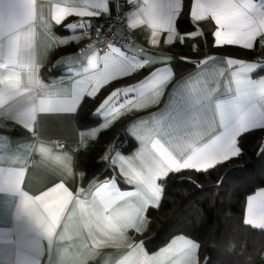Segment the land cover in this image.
<instances>
[{"label":"snow or ice","instance_id":"6c2138e0","mask_svg":"<svg viewBox=\"0 0 264 264\" xmlns=\"http://www.w3.org/2000/svg\"><path fill=\"white\" fill-rule=\"evenodd\" d=\"M111 3L112 0H58L51 5L50 19L42 20L41 27L51 39L58 40L60 46L79 43L80 34L90 35L92 29L91 20L83 18L110 15ZM126 3L132 6L123 16L127 27L131 31L146 27L150 30L149 43L154 46L159 43L161 33H167L165 44L168 45L186 37L195 40L204 35L197 26L198 22L210 19L215 24L212 32L214 47L264 48V0H191L189 17L195 31L184 34L179 33L176 27L183 13V0H126ZM69 17L81 19L65 23ZM36 20L35 0H0V109L7 105L10 118L30 131L37 113L75 114L85 97L95 98L110 83L127 78L160 59H170L144 53L143 49L133 50L130 44L117 45L114 42H109L107 50L101 54L94 44H89L80 50L86 65L75 75L81 78L74 80L68 88L41 91L42 98L37 103L35 89L44 90L46 85L39 77L34 55ZM51 22L62 26L69 35L59 37L53 34ZM99 32L98 28V37ZM213 59L206 57L197 65H205ZM225 63L229 76L225 92L221 93L223 98L216 95L217 89L209 86L213 82L203 78L202 74H196L200 81L198 88L191 86L193 77L186 78L172 89L165 109L152 118L153 127L145 130L147 135L133 131L141 148L132 156L116 153L112 157L113 165L119 167L125 182L136 185L135 191H122L116 178L112 177L89 185L90 189L94 188L91 201L81 198L83 188L73 193L63 182L33 196L23 190V167H0V194L11 198L15 221L13 227L0 228V245H16L19 249L22 226L37 237L34 258L28 259L18 252L14 264H41L43 249L39 240L47 239L50 252L52 238L73 204L68 219L71 220L78 212L88 229L91 248H121L126 245L130 249L117 264H165L170 259L172 264H199L201 245L198 241L180 235L149 256L143 241L128 243L131 239L128 230L137 234L146 230L149 223L146 212L149 207H159L163 183L169 174L184 170L207 172L223 162L239 158L243 155L240 138L250 131L264 130V77L254 78L256 72L264 70V62L227 58ZM23 69L27 70L31 87L22 90L19 70ZM68 72L71 75L74 70L69 68ZM218 75L223 76V72ZM173 76L170 67L156 68L135 84L113 89L93 114V118H103V123L87 133H80L81 138H97L120 118L125 108L134 107L139 111L158 103ZM22 91L28 95L23 97L26 106L21 109L18 104ZM147 123V120L137 121L129 126V130ZM149 139L151 151L145 160V143ZM177 143L184 145L179 156L170 147ZM29 148V159L33 154L39 155L42 162L54 161L68 175L72 174L70 154L54 153L44 142L39 146L29 145ZM259 154L264 155V145L260 146ZM136 160L142 167L136 166ZM134 197H140V203H133ZM244 223L264 230V189L247 197ZM67 228L65 224V230ZM74 264H87V261L80 260Z\"/></svg>","mask_w":264,"mask_h":264},{"label":"crops","instance_id":"0c3cea01","mask_svg":"<svg viewBox=\"0 0 264 264\" xmlns=\"http://www.w3.org/2000/svg\"><path fill=\"white\" fill-rule=\"evenodd\" d=\"M56 2H58V0H35L37 20L35 24L36 37L34 55L36 63L39 66V77L46 85L44 90L35 89L37 103L38 100L42 98L40 95L41 91L50 92L60 88L70 87L74 80L81 78L76 76L75 72L81 71L83 66L86 65V59L78 48L88 38V35L80 34L82 38L79 43H69L66 46H60L58 40L51 39L44 33V30L41 27L42 20L50 19L51 5ZM131 7L132 6L126 3V0H123V3H120L119 0H112V3L110 4V15L114 16L122 14V16H124V13L128 12ZM88 18L90 17H85L83 19L87 20ZM78 19L81 18L69 17L65 23H70ZM197 26L202 29L203 33H205L208 27L212 28L211 33L215 30V24L210 19L198 22ZM51 30L53 34L59 37L69 35L62 26H56L54 22H51ZM193 31H195V29ZM117 32L122 33V29H118ZM132 33L137 37L136 43L132 46L133 50L143 49L144 53L166 56L170 59H160L156 63L149 64L145 69L137 71L135 74L130 75L127 78L112 82L114 83L113 87L101 98L96 105L95 110L98 108L100 102L106 98L113 89L123 85L135 84L156 68L170 67L174 73L172 61L175 58L193 61L194 67L179 77H175L174 75L171 81L167 84L164 90V95L159 98L158 103H153L149 107L143 108L139 111L134 107L122 110L121 116H133L125 126V133L134 140L135 145L131 150L126 152L117 147L115 140L109 141L105 147L103 157L105 158L106 155L108 156L107 162L114 168V174L102 179L92 178L86 183L84 182L83 172L76 164L77 155L81 150L89 149L96 138L92 139L87 136L81 138L80 133H87L90 129L98 127L103 123V118H97V121L94 124L80 128L75 122L76 113H37L36 121L33 123L32 130L30 131L23 127L19 121H14L10 118L8 106L5 105L3 109H0V138H4L3 140H0V157H2V160H0V167H23L25 169V177L22 185L23 190L35 196L47 190V188L54 186L56 183L63 182L71 191H73V193H76L77 189L83 188L84 192L81 193V198L91 201L94 188L90 189L89 185L102 183L107 179L115 177L117 184L122 191H135L136 185H129L125 182V177L120 174L119 167L113 165L112 157L116 153H120L123 156H132L141 148V143L134 137L133 131L139 135H147L145 130L153 127L152 118L160 114L165 109V106L169 104L172 89L181 81H185L188 77H193L191 86L198 88L200 87V81L196 74H202L203 78L213 82L210 83L209 86L217 89L216 95L221 96V93L225 92L226 78L229 76V70L225 63L227 58L264 62V48L259 46H257L255 50H246L239 46H223L224 51L222 52L218 53L207 50L199 57H191L187 54H183V51L189 53L194 51L195 42L193 39L187 37L183 41L176 39L173 43L168 45L165 44L167 33H161L158 37L159 43L154 46L149 43L150 30H147L146 27L141 26L137 30L132 31ZM103 51L105 50H100L101 54ZM88 54H90V52ZM251 54H253V56H250ZM206 57H214V59L205 65L198 66L197 62L204 60ZM58 64L61 66L57 67ZM69 68L74 70L71 75L68 72ZM19 71L22 90L30 88L31 85L28 83L27 70L23 69ZM221 71L223 72V76L218 75ZM259 77H264V70L258 71L254 74V78ZM27 95L28 93L22 91V97L19 98V108L22 109L26 106L23 103V97ZM221 98H223V96H221ZM177 103H179V101H177ZM172 114L175 115V110L172 111ZM140 120H147L148 123L140 124L136 129L129 130L130 125L135 124ZM58 141L64 143L62 148L58 147ZM40 142H44L47 146L51 147L54 153H68L71 155V175H68L54 161L46 160L42 162L39 155L33 154L30 159L28 158L31 151L29 145L39 146ZM145 147V160H147L148 154L151 151L150 139L146 141ZM170 147L178 156L184 150V145L182 143H177ZM134 163L137 167H142L139 160L134 161ZM158 183H160V181H158ZM260 189H264V187L257 188L250 195H254L255 192ZM10 199V197L0 194V228H10L15 224L12 215L13 206L10 203ZM140 201V197L132 198L133 203H140ZM246 204L247 198L244 209V218ZM73 207L74 204L69 206V210L65 213V217L58 226L56 233L52 238L53 243L50 252L47 239L39 240L43 249V253L40 256L41 264H62V261L63 264H74V262L80 260H86L87 264H117V261L130 251V249L127 248L126 245L121 248H91L92 242L87 236L88 229L84 227L83 221L78 212L71 220L68 219ZM146 218L148 220L147 213ZM65 224L68 225L67 230H65ZM20 232L22 239L19 249H17L16 245H0V264H14L18 252L28 259L34 258L33 249L36 245L37 237L34 233L27 232L23 226L21 227ZM135 234L134 230H128V236L131 238L128 243L141 242V240H138L135 237ZM180 235L181 234L175 235L174 237ZM174 237L154 251H148L144 244L143 247L147 254L151 256L167 246ZM85 244L88 245L87 248L84 247ZM165 264H172L171 259L165 261ZM199 264L201 263L199 262Z\"/></svg>","mask_w":264,"mask_h":264},{"label":"trees","instance_id":"16d2710c","mask_svg":"<svg viewBox=\"0 0 264 264\" xmlns=\"http://www.w3.org/2000/svg\"><path fill=\"white\" fill-rule=\"evenodd\" d=\"M191 0H183V13L178 18L180 33L195 28L189 17ZM212 28L195 39L191 57H199L207 50L224 51L214 47ZM232 49V48H231ZM250 56H253L251 54ZM175 58L172 61L175 77L188 72L194 62ZM110 83L95 98L85 97L75 114V122L83 128L94 124L96 105L113 87ZM132 115H122L95 139L93 145L77 155V167L84 174V182L114 174V168L103 157L106 145L115 140L119 149L131 150L135 142L125 133ZM243 155L217 165L207 172L184 170L169 174L163 183L164 192L159 207L147 210L148 225L142 234H135L148 251H154L175 235H185L201 245L198 250L201 264H264V230L244 223L246 198L257 188L264 187V130H253L240 138Z\"/></svg>","mask_w":264,"mask_h":264},{"label":"built area","instance_id":"2783aa9c","mask_svg":"<svg viewBox=\"0 0 264 264\" xmlns=\"http://www.w3.org/2000/svg\"><path fill=\"white\" fill-rule=\"evenodd\" d=\"M123 3V0H119ZM119 16V18H118ZM91 20L92 29L88 38L79 46L78 50L85 49L87 45L94 44L99 50H107L109 42H114L117 45H128L133 46L137 37L127 27L126 20L123 19L122 14L118 15H107L99 18H88ZM100 29L99 37L97 36V29ZM122 29V33H118L117 30ZM262 53V52H260ZM57 145L62 148L64 143L58 141Z\"/></svg>","mask_w":264,"mask_h":264}]
</instances>
